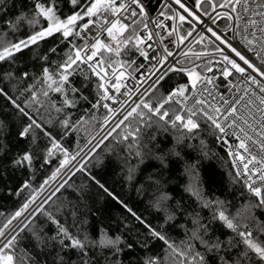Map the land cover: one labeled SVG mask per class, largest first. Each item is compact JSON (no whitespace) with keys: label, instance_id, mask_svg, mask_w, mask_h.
<instances>
[{"label":"snow or ice","instance_id":"obj_1","mask_svg":"<svg viewBox=\"0 0 264 264\" xmlns=\"http://www.w3.org/2000/svg\"><path fill=\"white\" fill-rule=\"evenodd\" d=\"M160 2L153 9L151 0H0V179L34 177L37 164L63 154L38 187L31 178L17 186L16 196L28 195L0 223V264H264V219L256 215L264 212V0ZM138 58L150 65L147 73ZM101 109L104 125L118 122L92 151L115 133L137 157L127 169L130 184L146 160L158 162L137 191L152 190L149 203L162 222L153 224L98 180L126 213L114 227L88 231L75 206L72 224L62 222V209L47 206L68 181L38 202L79 155L64 147V135ZM204 134L228 158L244 201L235 213L231 200L203 186ZM162 135L171 137L167 148ZM172 160L189 176L185 190L196 208L171 203L162 171ZM179 216L184 238L177 242L168 229ZM137 249L142 256L124 260Z\"/></svg>","mask_w":264,"mask_h":264},{"label":"trees","instance_id":"obj_2","mask_svg":"<svg viewBox=\"0 0 264 264\" xmlns=\"http://www.w3.org/2000/svg\"><path fill=\"white\" fill-rule=\"evenodd\" d=\"M160 5V0H151V8L158 9ZM196 50L200 49L197 48ZM144 63L145 61L142 58L137 59V64ZM175 79L176 78L173 77L172 81L164 85V88L167 89L170 84L174 83ZM161 91H163V89ZM159 95L160 93H157V96ZM5 109V102L0 98V113ZM105 115V111L101 109L96 113V120L83 125L78 132L73 131L64 135L62 143L64 147L69 149L70 154L75 155L81 152L92 137L100 130ZM44 118L47 119V116L45 115ZM133 127H135L134 122ZM117 131L120 130L118 129ZM115 137L116 134L113 133V136L109 137L90 158H87L81 165L83 166V170H80L81 167L76 169L66 180L68 183L65 184L61 191L57 193L56 197L53 198L54 203L50 201L47 207H50V209H62L58 214L62 222L63 218L67 217L68 223L72 224L73 216L70 208L73 206H75L79 218L87 219L88 224L85 225V227L92 233H95L101 224L107 226L111 223L114 227L115 222L121 216L126 215L118 202L113 200L107 193L99 188L95 183L96 180L104 184L110 192L124 200L129 207H132L137 212L143 213L153 224L162 222V215H157L149 203L152 198V190L148 188L147 195L143 191H137L142 185L146 187L149 184L148 176L159 168L158 162L150 159L146 160L144 164L140 165L136 173V181L130 184L127 180V169L137 164V157L135 155H129L127 146L117 143ZM57 138L59 139V137ZM201 138L206 141L210 157L203 161V167L200 172L203 186L209 193L220 196L221 199L227 198L231 200L233 205L231 210L235 213L237 208H239L244 201L239 198L240 193L238 186H234L231 183V177L228 174L229 164L226 162L228 158L222 147L215 142L210 135L204 134ZM159 142L162 148H167L172 143V140L169 136L167 142H165V138L162 135ZM195 143L198 144V141ZM217 157H223V161ZM59 159H63L62 153H58L57 156L52 158V163L50 165H45L42 169L39 164H37V171L34 177H30L28 173H16L14 179L8 181L0 179V213L4 214L0 215V223L4 221L7 215L15 212L28 195L27 192L23 193L21 196L15 195L19 183L23 179L31 178L34 181L33 187H38L39 183L49 176L59 165ZM71 160L72 159H70V161ZM162 175V183L165 190L173 198L171 201L173 205L179 201L181 204L188 207L189 210L197 207L194 197L185 190V186L189 184L190 178L184 172L180 163L175 160L170 161L169 167L162 171ZM92 177H94L95 180H93ZM52 182H50V184ZM49 185L46 186V189ZM201 214L204 217L209 215L207 210L203 211ZM256 215L260 219H264V212L257 211ZM78 222L79 219L77 220V223ZM182 223H184V217L179 216L175 224L168 229L170 235L175 238L177 242L184 238L182 230L178 227V225ZM156 248H159L158 244ZM137 255L142 256L143 253L137 249L131 256L126 253L123 258L127 261L129 259H134Z\"/></svg>","mask_w":264,"mask_h":264},{"label":"rangeland","instance_id":"obj_3","mask_svg":"<svg viewBox=\"0 0 264 264\" xmlns=\"http://www.w3.org/2000/svg\"><path fill=\"white\" fill-rule=\"evenodd\" d=\"M197 51H199V50H197ZM103 123V122H102ZM102 127V126H101ZM107 134H105L101 139L100 138H98V139H96L95 140V143L93 144V145H91V147L90 148H88L87 149V145H88V143L93 139H91L88 143H87V145L81 150V152L79 153V155H77L76 157H75V159H72L70 162H69V164L66 166V168L64 169V170H66L67 169V167L69 168V171L70 172H66V173H64V174H62L63 172H64V170L62 171V173H61V176H59L58 177V181H57V183L54 185V186H52V184L54 183V181L49 185V187L44 191V192H46L45 193V196L43 195V198L42 199H39L38 200V202L40 201V200H43L44 198H46L52 191H54L60 184H63L64 183V181H66L68 178H69V176L74 172V171H76V169H78L86 160H87V158H90V156L93 154V153H95L99 148H96V150L93 152L92 151V149H93V147L96 145V144H98L101 140H103V138L106 136ZM106 141V140H105ZM104 141V142H105ZM102 144H100V146H101ZM52 186V187H51ZM49 188H51L50 190H49ZM43 192V193H44ZM42 196V195H41ZM40 198V197H39Z\"/></svg>","mask_w":264,"mask_h":264},{"label":"built area","instance_id":"obj_4","mask_svg":"<svg viewBox=\"0 0 264 264\" xmlns=\"http://www.w3.org/2000/svg\"><path fill=\"white\" fill-rule=\"evenodd\" d=\"M160 7H161V5L159 6V8H160ZM223 26H224L223 24L220 25V27H223ZM142 59H143V58H142ZM144 61H145V60H144ZM197 63H199V61H197ZM144 65H145V69H144V71H145V73H147V72H148V69H149V67H150V65L148 64L147 61H145ZM126 83H127L128 86L131 88V87L135 84V80H133L132 78H129V79L126 81ZM217 83H218V84H221V90H222V91L226 90V84L222 83V77L219 76V73H217ZM143 87H147V85H144ZM143 87L141 88V91H143ZM133 100H135V97H133ZM129 103L131 104L132 101H129ZM116 122H118V121L113 120V121H111V122H110L109 124H107V125H104V124L102 123V127L100 128V130L95 134V136L92 137L93 139L88 143V145H87V149L90 148L91 145H93V144L95 143V140H96V139H98V138L101 139L105 134H107L109 131H111L112 127H114V125H115ZM80 167H81V166H80ZM80 167H79V168H80ZM66 172H70L68 167H67L66 170H64V172H63L62 174L66 173ZM57 181H58V178H57L56 181H54V183L52 184V186H54V185L57 183ZM52 186H51V187H52ZM50 189H51V188H49V190H50ZM46 192H47V191H46ZM46 192H44V193L42 194V196H40L39 199H42V198H43V195L45 196V193H46Z\"/></svg>","mask_w":264,"mask_h":264}]
</instances>
